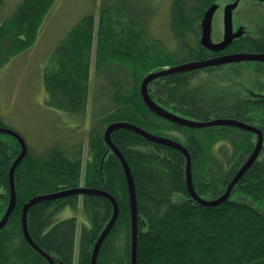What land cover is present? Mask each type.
Masks as SVG:
<instances>
[{
  "label": "trees",
  "instance_id": "obj_1",
  "mask_svg": "<svg viewBox=\"0 0 264 264\" xmlns=\"http://www.w3.org/2000/svg\"><path fill=\"white\" fill-rule=\"evenodd\" d=\"M13 1L0 0L3 70L34 46L59 0ZM220 1L101 0L97 13L82 17L61 39L47 66H37L35 86L42 89L48 110L64 112L78 125L72 133L52 138L39 153L28 145V155L15 171L17 204L0 231V264H50L25 238L24 206L35 197L76 188L108 192L119 205L117 223L97 264H131L129 186L120 159L105 140L106 131L116 123L133 124L187 148L193 184L203 199L217 200L227 192L254 153L258 135L233 126L197 129L173 123L151 110L142 94L144 80L168 67L234 54H264L258 51L264 49L263 38L249 46L238 36L221 50L203 44L206 14ZM160 5L164 10H159ZM162 14L173 50L149 34L148 24ZM228 65L158 78L149 84V95L160 107L187 120L232 119L258 127L264 134V96L245 99L233 91L193 83L197 73ZM100 79L106 84L98 83ZM92 81L98 83L94 91ZM4 111L0 100V127L8 128L4 124L9 114ZM86 119L87 136L82 128ZM111 138L124 154L135 182L137 264H264V141L259 157L230 197L219 205L204 206L189 193L187 158L180 150L128 129L115 130ZM21 152L14 136L0 133V222L11 200L10 171ZM82 198L89 225H82L78 242L77 219L56 217L67 206L77 207ZM113 214V203L106 197L72 196L34 205L28 227L34 242L56 264H91L96 242ZM121 231L126 237L119 247Z\"/></svg>",
  "mask_w": 264,
  "mask_h": 264
},
{
  "label": "rangeland",
  "instance_id": "obj_2",
  "mask_svg": "<svg viewBox=\"0 0 264 264\" xmlns=\"http://www.w3.org/2000/svg\"><path fill=\"white\" fill-rule=\"evenodd\" d=\"M13 2L11 0L10 4ZM100 3L101 0H59L45 21L34 46L21 57L11 61L8 68L4 70L0 68V100L5 106L4 112L9 114L4 125L19 131L35 153H39L47 143L52 141V138H58L60 135L64 137L68 132L72 133L78 125V121L66 113L48 110L42 89L39 91V84L35 86L36 68L38 65L41 68L47 66L49 57L61 39L82 17L91 12L97 13ZM235 4L237 5L235 8H230ZM160 6L159 10H164L163 5ZM229 13L230 20L227 24ZM163 16V14L159 15L156 22L150 21L149 34L154 39L159 38L164 41L168 48L173 50V40L166 32L168 24L164 23ZM160 29L163 32H159ZM238 36H243L242 41L249 43V46L260 42L261 38L264 39V0H221L217 4L212 20V42L216 44L229 42ZM258 51L264 53V49ZM97 82L106 84V80L102 79ZM98 83L92 81L93 91ZM193 83L200 84L202 87L212 85L220 91H233L245 99H253L252 96L263 97L264 64L244 62L203 70L193 77ZM83 125V133L87 136L89 121L84 120ZM74 139L78 141L80 137L77 136ZM77 141L74 142L77 143ZM87 149L88 144H85V156ZM82 200L83 198L80 199L77 207L67 206L56 217L58 220L77 219L78 242L79 237L81 238L82 225H89V218L83 207L84 200ZM125 234L121 231L117 239L119 247L124 244L122 242L126 237ZM78 253L79 245L77 244V258Z\"/></svg>",
  "mask_w": 264,
  "mask_h": 264
},
{
  "label": "water",
  "instance_id": "obj_3",
  "mask_svg": "<svg viewBox=\"0 0 264 264\" xmlns=\"http://www.w3.org/2000/svg\"><path fill=\"white\" fill-rule=\"evenodd\" d=\"M237 5H233L230 8H235ZM216 6H214L212 9H210L205 17L204 20V34H203V44L211 49L214 50H221L223 49L229 42L225 41L219 44L213 43L211 40V31H212V20L214 16ZM228 21L227 24L230 20V13L228 16ZM233 40V39H232ZM238 62H262L264 63V54H258V53H243V54H234V55H229V56H222L218 58H211V59H206L202 61H197V62H191L171 68H167L164 70H161L159 72H155L150 74L143 82L142 85V94L143 97L147 103V105L150 107L151 110L155 111L158 115L162 116L163 118L190 128H197V129H203V128H211V127H217V126H233V127H238L250 132H253L258 135V143L256 146V149L250 159L247 161L245 166L240 170V172L236 175V177L233 179L231 182L227 192L219 199L217 200H206L203 199L199 194H197L194 184H193V174H192V159L191 155L188 151L187 148H185L182 144L179 142L167 138V137H162L158 135L151 134L142 128L135 126L130 123H116L111 125L108 130L105 133V140L108 144V146L111 148V150L118 156L120 159L124 170L125 174L127 177V182L129 186V195H130V201H131V209H132V262L131 264H137V249H138V202H137V196H136V189H135V182L134 178L130 169V166L124 156V154L121 152V150L115 146V144L112 141L111 135L115 130L118 129H128L131 131H134L135 133L145 137L151 142L163 144L170 146L172 148H175L177 150H180L187 158V186L188 190L193 197L194 200H196L197 203L204 205V206H216L221 204L223 201L227 200L235 185L238 183V181L241 179V177L247 172V170L255 163L257 158L260 155V152L263 147V141H264V134L261 129L255 126H251L247 123L237 121V120H232V119H217V120H211L208 122H196V121H191L187 120L185 118L179 117L166 109L160 107L158 104H156L151 96L149 95V84L161 77H165L168 75H173L177 73H184V72H190V71H195V70H200L208 67H213V66H218V65H223V64H231V63H238ZM0 133L4 134H9L14 136L21 144L22 146V152L20 156L17 158V160L14 162L11 171H10V182H11V200H10V205L8 208L7 213L5 214L3 220L0 222V231L7 225L8 221L10 220V217L12 213L15 210L16 204H17V194H16V186H15V171L17 167L22 163V161L26 158L28 155V145L24 137H22L21 134H19L16 131H13L8 128H2L0 127ZM81 195H95V196H103L111 200L114 206V214L113 217L109 223V225L106 227L104 232L102 233L101 237L99 238L97 244L95 245L93 256H92V263L91 264H97L98 262V257L100 250L105 242V240L108 238L110 235L111 231L113 230L114 226L117 223L118 217H119V205L117 203V200L108 192L102 191V190H96V189H90V188H76V189H70V190H64L58 193L54 194H48V195H43V196H38L33 198L29 203H27L24 206V211H23V231L25 234V238L28 241V243L39 253L44 255L51 264H56V262L47 254L45 253L32 239L31 234L29 232V227H28V213L30 208H32L34 205H37L39 203L45 202V201H54L58 199H63V198H68L72 196H81Z\"/></svg>",
  "mask_w": 264,
  "mask_h": 264
},
{
  "label": "bare ground",
  "instance_id": "obj_4",
  "mask_svg": "<svg viewBox=\"0 0 264 264\" xmlns=\"http://www.w3.org/2000/svg\"><path fill=\"white\" fill-rule=\"evenodd\" d=\"M29 150V149H28ZM190 193V192H189ZM191 195V194H190ZM192 197V196H191ZM193 198V197H192ZM194 200V199H193ZM194 201H196V200H194ZM131 212H132V209H131ZM112 232V231H111ZM102 235V234H101ZM101 237V236H100ZM99 240V239H98ZM106 241V240H105ZM98 242V241H97ZM97 242H96V244H97ZM95 248V247H94ZM43 250V249H42ZM44 251V250H43ZM45 252V251H44ZM94 252V251H93ZM46 253V252H45ZM41 254V253H40ZM42 255V254H41ZM49 255V254H48ZM43 257H45L44 255H42ZM50 256V255H49ZM51 257V256H50ZM46 258V257H45ZM52 258V257H51ZM47 259V258H46ZM54 261H55V259L54 258H52ZM48 260V259H47ZM49 261V260H48ZM49 263H50V261H49ZM51 264V263H50Z\"/></svg>",
  "mask_w": 264,
  "mask_h": 264
},
{
  "label": "flooded vegetation",
  "instance_id": "obj_5",
  "mask_svg": "<svg viewBox=\"0 0 264 264\" xmlns=\"http://www.w3.org/2000/svg\"><path fill=\"white\" fill-rule=\"evenodd\" d=\"M222 57V56H221Z\"/></svg>",
  "mask_w": 264,
  "mask_h": 264
}]
</instances>
